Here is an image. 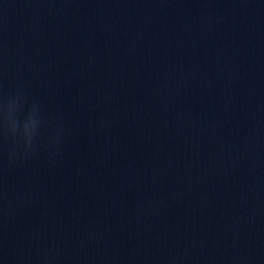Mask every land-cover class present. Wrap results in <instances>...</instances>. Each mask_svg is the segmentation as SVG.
<instances>
[{"label": "water", "instance_id": "water-1", "mask_svg": "<svg viewBox=\"0 0 264 264\" xmlns=\"http://www.w3.org/2000/svg\"><path fill=\"white\" fill-rule=\"evenodd\" d=\"M0 264H264V0H0Z\"/></svg>", "mask_w": 264, "mask_h": 264}]
</instances>
